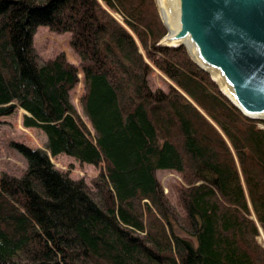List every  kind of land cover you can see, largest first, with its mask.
I'll return each mask as SVG.
<instances>
[{"label":"trees","instance_id":"trees-1","mask_svg":"<svg viewBox=\"0 0 264 264\" xmlns=\"http://www.w3.org/2000/svg\"><path fill=\"white\" fill-rule=\"evenodd\" d=\"M41 25L69 33L80 62L41 60ZM167 32L156 0H0V121L24 109L52 156L103 165L98 201L17 144L28 167L0 176V264H264V120L185 46L160 45ZM80 72L92 128L72 100ZM159 170L181 176L175 201Z\"/></svg>","mask_w":264,"mask_h":264},{"label":"water","instance_id":"water-1","mask_svg":"<svg viewBox=\"0 0 264 264\" xmlns=\"http://www.w3.org/2000/svg\"><path fill=\"white\" fill-rule=\"evenodd\" d=\"M157 3L168 29L159 44L185 46L235 106L250 118L264 120V0Z\"/></svg>","mask_w":264,"mask_h":264},{"label":"rangeland","instance_id":"rangeland-1","mask_svg":"<svg viewBox=\"0 0 264 264\" xmlns=\"http://www.w3.org/2000/svg\"><path fill=\"white\" fill-rule=\"evenodd\" d=\"M114 14L120 20L122 19L117 13ZM70 40L71 37L69 33H55L45 25H41L37 28L34 37L35 47L41 60H46L48 58L54 57L59 52L63 51L65 52L68 60L78 64L80 62V59L78 55L73 51ZM80 79V84L77 85L72 91V100L83 120L90 128H92L91 123L87 115L85 114L80 101L84 89V74L83 78L80 75ZM167 83H170L169 78H167V76L163 74L159 69L154 67V72L150 77L151 86L153 88H166ZM24 113L25 112L23 109H17L13 114L3 116L1 118L0 176L3 173L21 176L28 167V162L22 152L19 150L17 144L27 145L32 148H42L44 150L47 149L46 134L40 128L25 127L23 125ZM261 126H263L262 123ZM50 156L51 161L54 163L56 168L64 172H68L73 179H84L86 183H88L92 195L96 198V200L99 201L97 189L92 181L102 171V164L94 165L89 163H82L75 157L69 156L67 154H60L56 157L52 155ZM158 177L163 184L165 193L168 194L173 201H175L178 193V187L181 183V176L174 171L159 170Z\"/></svg>","mask_w":264,"mask_h":264},{"label":"bare ground","instance_id":"bare-ground-1","mask_svg":"<svg viewBox=\"0 0 264 264\" xmlns=\"http://www.w3.org/2000/svg\"><path fill=\"white\" fill-rule=\"evenodd\" d=\"M161 2V1H160ZM211 73L213 74V76L215 77V79L221 84V86L225 89V87H224V84H223V82H222V79L217 75V73L216 72H214L213 70H211ZM80 75H81V77L83 78V73L82 72H80ZM84 80V79H83ZM82 84V83H81ZM80 87H81V85H80ZM51 157V156H50Z\"/></svg>","mask_w":264,"mask_h":264}]
</instances>
